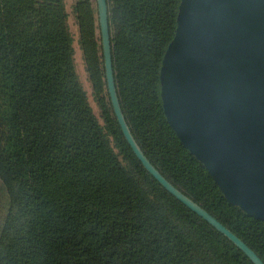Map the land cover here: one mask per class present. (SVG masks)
I'll use <instances>...</instances> for the list:
<instances>
[{"label": "trees", "instance_id": "16d2710c", "mask_svg": "<svg viewBox=\"0 0 264 264\" xmlns=\"http://www.w3.org/2000/svg\"><path fill=\"white\" fill-rule=\"evenodd\" d=\"M123 113L151 163L264 261V221L228 201L169 123L161 68L183 0H107ZM0 0V264H254L171 194L125 139L108 92L97 9Z\"/></svg>", "mask_w": 264, "mask_h": 264}, {"label": "water", "instance_id": "95a60500", "mask_svg": "<svg viewBox=\"0 0 264 264\" xmlns=\"http://www.w3.org/2000/svg\"><path fill=\"white\" fill-rule=\"evenodd\" d=\"M108 92L125 139L144 167L254 264L241 238L175 187L147 158L120 103L107 0H96ZM166 117L228 201L264 221V0H183L161 68Z\"/></svg>", "mask_w": 264, "mask_h": 264}, {"label": "rangeland", "instance_id": "374dc122", "mask_svg": "<svg viewBox=\"0 0 264 264\" xmlns=\"http://www.w3.org/2000/svg\"><path fill=\"white\" fill-rule=\"evenodd\" d=\"M94 7L97 9V2L96 0H91ZM77 2V0H66V7L67 10L69 12V24H70V28L71 31L73 33V37H74V46H75V59H76V65H77V70L80 76V79L87 91L90 103L95 111V113L100 117L101 113H100V108L97 104V101L94 97V93H93V89H92V85L91 82L89 80V76L86 70V65H85V61L83 58V53L82 50L80 48V44H79V33H78V24H77V20H76V16L74 14V4ZM98 14V12H97ZM101 122H103V119L100 117ZM2 213V200H0V214Z\"/></svg>", "mask_w": 264, "mask_h": 264}]
</instances>
